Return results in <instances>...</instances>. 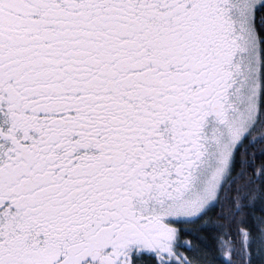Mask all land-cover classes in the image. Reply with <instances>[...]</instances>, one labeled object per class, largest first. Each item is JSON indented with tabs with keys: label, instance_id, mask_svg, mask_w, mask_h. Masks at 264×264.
I'll use <instances>...</instances> for the list:
<instances>
[{
	"label": "snow or ice",
	"instance_id": "obj_1",
	"mask_svg": "<svg viewBox=\"0 0 264 264\" xmlns=\"http://www.w3.org/2000/svg\"><path fill=\"white\" fill-rule=\"evenodd\" d=\"M0 264H264V0H0Z\"/></svg>",
	"mask_w": 264,
	"mask_h": 264
}]
</instances>
